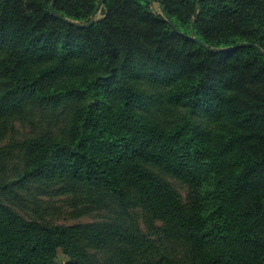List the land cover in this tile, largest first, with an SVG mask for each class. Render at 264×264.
<instances>
[{
	"label": "trees",
	"instance_id": "obj_1",
	"mask_svg": "<svg viewBox=\"0 0 264 264\" xmlns=\"http://www.w3.org/2000/svg\"><path fill=\"white\" fill-rule=\"evenodd\" d=\"M262 54L264 0H0V264H264ZM16 189L107 218L35 224Z\"/></svg>",
	"mask_w": 264,
	"mask_h": 264
},
{
	"label": "rangeland",
	"instance_id": "obj_2",
	"mask_svg": "<svg viewBox=\"0 0 264 264\" xmlns=\"http://www.w3.org/2000/svg\"><path fill=\"white\" fill-rule=\"evenodd\" d=\"M153 9L157 13L161 12L160 7L156 4L153 5ZM102 17V14L98 13L94 21L100 20ZM15 127L17 139L30 134L28 128H24L19 124H16ZM5 143L6 140L0 141V148ZM148 169L155 176L173 187L180 199L184 201L186 188L183 184L156 167L150 166ZM6 174H8V170ZM80 198L72 194L58 195L55 194V191H52L50 196H42L16 189L14 195L3 196V202L27 221L39 225L68 227L92 225L105 221L107 214L104 210L99 211L92 209L87 204L77 203L76 201L81 200ZM87 252L92 257L100 259L99 253H95L93 250H87ZM67 260L68 258L61 251H58L56 264H64Z\"/></svg>",
	"mask_w": 264,
	"mask_h": 264
},
{
	"label": "water",
	"instance_id": "obj_3",
	"mask_svg": "<svg viewBox=\"0 0 264 264\" xmlns=\"http://www.w3.org/2000/svg\"><path fill=\"white\" fill-rule=\"evenodd\" d=\"M53 1H55V0H53ZM148 3H150V2H148ZM50 9H51V13L54 14V11L52 9V6L50 7ZM70 24H73V23H70ZM197 43H199L201 46H203V44L200 41H198V40H197ZM262 55L264 56V54H262Z\"/></svg>",
	"mask_w": 264,
	"mask_h": 264
}]
</instances>
